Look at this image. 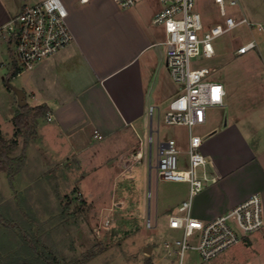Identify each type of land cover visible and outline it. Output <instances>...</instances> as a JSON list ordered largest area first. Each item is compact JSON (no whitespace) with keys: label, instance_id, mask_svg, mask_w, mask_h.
<instances>
[{"label":"crops","instance_id":"0c3cea01","mask_svg":"<svg viewBox=\"0 0 264 264\" xmlns=\"http://www.w3.org/2000/svg\"><path fill=\"white\" fill-rule=\"evenodd\" d=\"M38 1L0 0V25L25 5ZM64 2L73 40L33 69L19 72L11 44L0 39V121L10 126L4 136L0 122V136L11 143L15 140V144L10 143L15 146L12 151L22 148L23 157L32 150H44L56 164L89 153L93 157L100 149L103 156L108 151L119 153L122 160L131 150L138 149L143 156L151 151L153 143L156 149L163 113L177 94L172 91L174 82L166 65L163 26L152 23L160 8L158 0H138L128 9L113 0ZM233 53L241 56L235 50ZM261 59L263 64L234 68L231 76L219 79L226 92L225 105L207 109L205 122L197 125L200 132L195 134L201 137V152L206 159L198 175L205 174L208 180L192 198L191 212L203 222L254 193L261 198L264 218V57ZM13 77L19 79L27 106L48 108L47 115L37 119L36 133L26 146L23 134H16L13 124L20 106L9 84H4ZM149 106H154L151 115ZM95 131L101 138L94 136ZM149 134L153 137L150 144ZM188 138L189 130L183 143L186 150ZM172 182L187 187L182 197L163 210L165 216L189 195L187 182ZM145 193L139 209L142 204L145 213L154 216L156 227V199L152 204L153 192L150 198ZM232 247L233 257L225 263L264 264V224Z\"/></svg>","mask_w":264,"mask_h":264},{"label":"rangeland","instance_id":"374dc122","mask_svg":"<svg viewBox=\"0 0 264 264\" xmlns=\"http://www.w3.org/2000/svg\"><path fill=\"white\" fill-rule=\"evenodd\" d=\"M238 2L227 8L228 13L235 18L244 15L250 22H264V0ZM195 10L205 27L222 22L212 1H196ZM252 38L257 48L235 56L236 47ZM213 44L214 57H198L191 62L193 67L214 68L210 79L223 80L234 73V68L254 62L263 64L264 33L252 32L246 24L219 36ZM6 83L11 89H20L18 78H9ZM172 91L178 93L179 86L172 83ZM0 122L5 136L10 126ZM159 127L160 140L176 141L179 168L187 169L183 143L188 128L163 121ZM192 131L200 132L197 126ZM10 143V139L0 136V264H179V256L173 252L178 246L172 243L181 238L182 232L168 227L163 210L184 195L187 185L157 178L154 143L151 151L138 160L132 157L135 150L122 160L119 153L108 151L103 156L100 149L93 157L89 153L62 164H56L48 152L38 149H31L25 158L22 148L12 151L15 146ZM9 170H14L10 180ZM148 187L153 192L151 203L156 199L158 208L157 224L152 229L143 222L145 207L141 204L139 209ZM188 242L195 245L197 238L193 236ZM233 250L230 247L204 261L196 249L187 248L182 264H227Z\"/></svg>","mask_w":264,"mask_h":264},{"label":"built area","instance_id":"2783aa9c","mask_svg":"<svg viewBox=\"0 0 264 264\" xmlns=\"http://www.w3.org/2000/svg\"><path fill=\"white\" fill-rule=\"evenodd\" d=\"M89 0H79L87 3ZM120 8L134 7L138 0H113ZM199 0H158L160 8L153 15L152 23L163 26L165 33V60L172 81L179 86L178 93L168 102L163 113L166 124L184 125L189 130L187 169L179 168V148L174 139L156 140V172L158 179L185 181L189 184L188 198L167 216L168 227L181 230V238L172 244L182 264L184 251L196 249L202 260L209 261L217 254L238 244L242 238L261 229L264 224L261 198L257 193L228 209L212 220L203 222L191 212V201L208 180L205 174L198 175L206 159L201 152V137L191 134L194 126L205 122L206 111L212 107L225 105V88L222 83L209 78L214 68L193 67L195 58H212L216 55L214 40L234 28L246 24L250 31H264V23H251L246 16L235 18L227 8L235 7L238 0H209L218 8L221 23L205 27L200 13L195 10ZM68 10L63 0H39L25 5L22 10L0 25V39L11 44L18 71H27L41 60L68 46L73 35L67 25ZM255 38L240 43L235 53L243 55L257 48ZM154 106H149L151 115ZM95 137L101 138L95 131ZM153 140L147 136V143ZM136 160L142 157L140 150L132 154ZM150 198V189L146 190ZM143 222L146 228L155 227V218L145 213ZM197 238V244L188 242Z\"/></svg>","mask_w":264,"mask_h":264},{"label":"trees","instance_id":"16d2710c","mask_svg":"<svg viewBox=\"0 0 264 264\" xmlns=\"http://www.w3.org/2000/svg\"><path fill=\"white\" fill-rule=\"evenodd\" d=\"M47 112L48 108L44 105L29 107L27 104H24L17 109V112L13 117V124L15 125V133H22L25 137L24 146H26L29 139L33 138L36 133L37 119L45 117ZM12 143L15 144L16 141L12 140ZM22 160H24V158H22ZM13 174L14 170H9V180L12 178ZM1 221L3 222L2 217L0 216V223H2Z\"/></svg>","mask_w":264,"mask_h":264},{"label":"water","instance_id":"95a60500","mask_svg":"<svg viewBox=\"0 0 264 264\" xmlns=\"http://www.w3.org/2000/svg\"><path fill=\"white\" fill-rule=\"evenodd\" d=\"M12 90H13V92L16 95V99H17L18 106L21 107L24 104H26L24 91L21 90V89H17V88H13ZM145 251L146 252H150L151 250H150V248H145Z\"/></svg>","mask_w":264,"mask_h":264}]
</instances>
